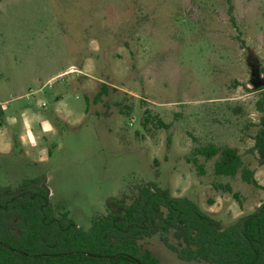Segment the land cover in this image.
<instances>
[{"label": "rangeland", "instance_id": "1", "mask_svg": "<svg viewBox=\"0 0 264 264\" xmlns=\"http://www.w3.org/2000/svg\"><path fill=\"white\" fill-rule=\"evenodd\" d=\"M0 110V188L45 178L55 213L88 230L108 198L155 182L225 228L264 200L251 151L264 0H0ZM209 144L238 149L258 185L193 155ZM144 247L159 264H200L157 235Z\"/></svg>", "mask_w": 264, "mask_h": 264}, {"label": "trees", "instance_id": "2", "mask_svg": "<svg viewBox=\"0 0 264 264\" xmlns=\"http://www.w3.org/2000/svg\"><path fill=\"white\" fill-rule=\"evenodd\" d=\"M229 14L233 8L230 5ZM3 112L0 110V121ZM264 166V113L253 137ZM194 156L217 157L214 173L257 186L238 149L213 144ZM196 163V158L192 159ZM158 174L156 173V177ZM225 189L231 190L229 186ZM234 199L239 200L237 193ZM107 213L83 230L67 213H55L45 178L0 188V264H159L143 243L154 236L182 262L264 264V200L233 224H221L187 198H176L155 182L137 185L128 196L108 198Z\"/></svg>", "mask_w": 264, "mask_h": 264}, {"label": "crops", "instance_id": "3", "mask_svg": "<svg viewBox=\"0 0 264 264\" xmlns=\"http://www.w3.org/2000/svg\"><path fill=\"white\" fill-rule=\"evenodd\" d=\"M9 123L10 124H8V125H10L11 127H13L16 124V122H15V120L13 118L10 119ZM4 134H6V131H4V129L0 127V149H2V148H7L8 149V148L11 147V143H10L11 141L6 139L5 137H2V136H4ZM28 142L31 145L34 144L32 138H29Z\"/></svg>", "mask_w": 264, "mask_h": 264}]
</instances>
